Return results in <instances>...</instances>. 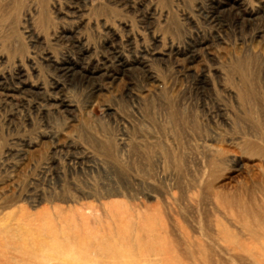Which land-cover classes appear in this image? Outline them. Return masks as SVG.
Returning <instances> with one entry per match:
<instances>
[{
	"label": "rangeland",
	"instance_id": "obj_1",
	"mask_svg": "<svg viewBox=\"0 0 264 264\" xmlns=\"http://www.w3.org/2000/svg\"><path fill=\"white\" fill-rule=\"evenodd\" d=\"M0 85V264H264V0H0Z\"/></svg>",
	"mask_w": 264,
	"mask_h": 264
},
{
	"label": "bare ground",
	"instance_id": "obj_2",
	"mask_svg": "<svg viewBox=\"0 0 264 264\" xmlns=\"http://www.w3.org/2000/svg\"><path fill=\"white\" fill-rule=\"evenodd\" d=\"M117 55V54H116ZM141 65H144L143 63H140V66ZM59 70H61V71H65L66 73H69L70 71H72V68L70 69L68 66L66 67V66H61V68H59ZM109 78V77H108ZM113 79V78H112ZM3 84V83H2ZM3 86V85H2ZM0 87H1V85H0ZM6 88V87H5ZM2 92H3V89H2ZM4 92L5 93H7V94H10V92H12V90H10V89H4Z\"/></svg>",
	"mask_w": 264,
	"mask_h": 264
}]
</instances>
